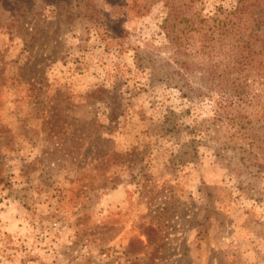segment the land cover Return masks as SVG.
<instances>
[{"label": "rangeland", "instance_id": "374dc122", "mask_svg": "<svg viewBox=\"0 0 264 264\" xmlns=\"http://www.w3.org/2000/svg\"><path fill=\"white\" fill-rule=\"evenodd\" d=\"M12 5L0 264H264V73L232 71L216 43L176 54L162 3L107 39L49 11L14 22ZM234 5L195 3L215 29Z\"/></svg>", "mask_w": 264, "mask_h": 264}, {"label": "trees", "instance_id": "16d2710c", "mask_svg": "<svg viewBox=\"0 0 264 264\" xmlns=\"http://www.w3.org/2000/svg\"><path fill=\"white\" fill-rule=\"evenodd\" d=\"M13 0L9 10L12 21L25 24L36 21L49 11L52 17L63 18L62 23L91 25L104 39L111 35L124 36L120 24L131 15L144 16L155 4L166 7L162 28L176 54L186 55V49L207 51L211 43L220 44L231 70L239 74L252 71L264 73V0H235L226 11V22L218 29L196 8L197 0ZM44 19V18H42ZM33 23L25 48L38 41L44 30ZM47 19L43 22L48 23ZM44 24V23H42ZM35 26H37L35 28ZM216 34L217 40L212 39ZM212 46V45H211Z\"/></svg>", "mask_w": 264, "mask_h": 264}]
</instances>
